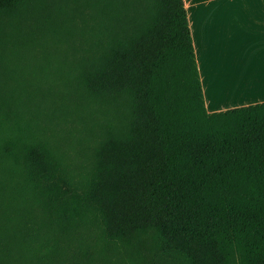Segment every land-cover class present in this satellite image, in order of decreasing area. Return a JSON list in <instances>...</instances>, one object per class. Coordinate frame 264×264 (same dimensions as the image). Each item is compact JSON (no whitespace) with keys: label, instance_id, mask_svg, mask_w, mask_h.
<instances>
[{"label":"trees","instance_id":"1","mask_svg":"<svg viewBox=\"0 0 264 264\" xmlns=\"http://www.w3.org/2000/svg\"><path fill=\"white\" fill-rule=\"evenodd\" d=\"M47 1L0 0L1 49L31 81L0 88V264H109L138 246L264 264V101L208 111L185 1L68 0L75 17L23 33ZM42 52L80 70L45 71ZM57 92L77 101L75 132L46 102Z\"/></svg>","mask_w":264,"mask_h":264},{"label":"crops","instance_id":"2","mask_svg":"<svg viewBox=\"0 0 264 264\" xmlns=\"http://www.w3.org/2000/svg\"><path fill=\"white\" fill-rule=\"evenodd\" d=\"M208 111L264 101V0H184Z\"/></svg>","mask_w":264,"mask_h":264},{"label":"rangeland","instance_id":"3","mask_svg":"<svg viewBox=\"0 0 264 264\" xmlns=\"http://www.w3.org/2000/svg\"><path fill=\"white\" fill-rule=\"evenodd\" d=\"M42 11L34 12L30 15L28 19H26L25 23L21 25V29L23 33L27 35H34V37H41V33L47 27V25L53 20L52 17L54 16L55 12L58 11V17L63 18L64 13L68 15L76 16V10L73 7V3L69 2L68 0H49L46 2L45 6ZM77 21L81 24L82 17L76 18ZM5 29L8 30V26L6 21L4 20ZM55 36L57 33L55 32ZM51 35H54L51 31ZM0 44V59H3L6 65L3 69H0V88L7 87L12 85H21L27 86L31 83L30 79L26 78V75H30V67L29 65L21 62V54L18 53L19 51L9 47L5 49H1ZM47 54L42 52L37 54L38 58L45 57V63L43 65V69L48 67L58 70L62 73H75L76 70H80V65L78 63H72L69 61L65 56H46ZM67 59V60H66ZM28 72V73H27ZM44 76V75H43ZM60 88V87H57ZM47 104L52 107L56 108L57 110V120L61 123L62 128L67 129L68 131L75 132L73 127H79V124L76 123L73 119L72 112L70 109L74 107L77 103L76 99L65 93V92H57L50 93L46 97ZM5 117H1L0 112V122ZM109 264H174L164 259L160 258L159 256L155 255L153 251L148 249L145 246H138L132 249H128L122 252H118L113 259L109 262Z\"/></svg>","mask_w":264,"mask_h":264}]
</instances>
